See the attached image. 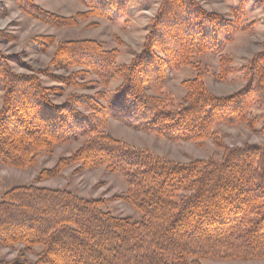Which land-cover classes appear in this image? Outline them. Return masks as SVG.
Returning a JSON list of instances; mask_svg holds the SVG:
<instances>
[{"label":"trees","instance_id":"trees-1","mask_svg":"<svg viewBox=\"0 0 264 264\" xmlns=\"http://www.w3.org/2000/svg\"><path fill=\"white\" fill-rule=\"evenodd\" d=\"M85 11L64 17L33 0H15L26 16L54 28H75L92 18L128 20L158 4L141 50L127 64L115 49L94 39H33L48 65L16 73L19 57L0 50V164L35 166L60 145L80 141L37 181L104 167L122 175L126 192L116 198L138 218L104 209L106 200L34 183L11 187L0 198V246L41 248L31 264H201L205 260H264V45L241 68L238 91L212 94L207 69L197 61L222 53L235 32L246 30L247 0L229 16L204 9L209 0H76ZM226 65L222 58L221 66ZM190 67L177 100L166 88L168 73ZM68 76L55 74L69 71ZM40 76L55 83L46 87ZM116 83L113 90L108 89ZM102 90L94 94L67 89ZM64 97L61 104L55 98ZM258 111V113H254ZM171 142L212 140L221 157L179 163L113 137L109 120ZM259 124L261 144L223 145L215 128ZM0 264H13L0 260Z\"/></svg>","mask_w":264,"mask_h":264},{"label":"rangeland","instance_id":"rangeland-1","mask_svg":"<svg viewBox=\"0 0 264 264\" xmlns=\"http://www.w3.org/2000/svg\"><path fill=\"white\" fill-rule=\"evenodd\" d=\"M44 10L60 16L69 17L85 8L76 0H33ZM205 10L216 12L224 16L230 15V10L236 5V0H209L201 2ZM247 23L245 30L233 34L230 42L226 43L222 53L206 54L199 58L203 68L207 69L205 79L208 90L217 96H227L241 89L246 81L241 68L259 53L264 45V0H247ZM158 4H154L147 11L135 14L128 20L109 21L92 18L80 23L75 28H54L42 24L22 13L15 0H0V50L8 55L19 57L21 64L13 65L16 73L37 72L45 68L54 52L55 44L45 52H40L33 45V39L40 36H52L55 41L94 39L101 41L108 49H115L118 53V63L127 64L134 54L138 53L143 45L146 28L156 13ZM222 58L226 65L221 66ZM75 69L69 71L57 70L55 74L68 76ZM194 76L193 69L184 67L169 71L166 90L177 100L185 96L182 82ZM40 79L44 86H56L43 76ZM116 83L108 89L113 90ZM102 90L97 87L93 90L67 89L66 93L94 94ZM2 90L0 89V106ZM64 97L55 98L54 103L61 104ZM254 113H258L255 111ZM260 125L249 129L245 125L229 127L217 125L215 130L226 147H241L245 144H261L262 135ZM108 132L115 138L121 139L130 145L145 148L154 154L166 159L187 163L193 159L205 160L220 158L222 149L216 147L212 140H206L202 145L191 142H171L152 134H146L123 125L115 120H109ZM76 141L56 147L50 156H41L37 164L29 169H16L0 164V198L11 187L18 185L35 184L38 187L50 189H67L80 197L106 200L104 209L121 217L138 218V213L124 201L117 199L127 190V184L119 173L109 172L104 167L92 170L79 171L77 167L66 169L61 175L53 178H44L37 181L38 174L43 169H50L60 157L69 156L80 146ZM41 248L34 247L26 250L22 245L10 248L0 246V260L13 264H31L36 260L35 254ZM201 264H264L258 261H218L205 260Z\"/></svg>","mask_w":264,"mask_h":264}]
</instances>
